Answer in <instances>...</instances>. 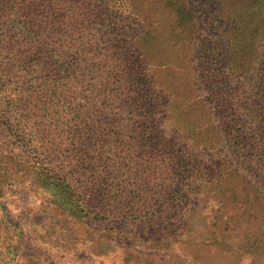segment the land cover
I'll return each mask as SVG.
<instances>
[{
  "label": "rangeland",
  "instance_id": "rangeland-1",
  "mask_svg": "<svg viewBox=\"0 0 264 264\" xmlns=\"http://www.w3.org/2000/svg\"><path fill=\"white\" fill-rule=\"evenodd\" d=\"M36 2L25 64L10 68L0 33V264H264V153L231 138L218 167L196 137L214 129L198 97L209 69L239 107L264 101L248 73L264 67V0ZM101 39L122 65L93 89L84 68ZM137 48L155 109L125 84ZM49 55L59 70L35 73Z\"/></svg>",
  "mask_w": 264,
  "mask_h": 264
},
{
  "label": "trees",
  "instance_id": "trees-1",
  "mask_svg": "<svg viewBox=\"0 0 264 264\" xmlns=\"http://www.w3.org/2000/svg\"><path fill=\"white\" fill-rule=\"evenodd\" d=\"M57 0H50V10L53 11L58 4L56 3ZM60 1H58L59 3ZM0 11H1V18L6 22H0V29L7 26V33H10L9 39V55L10 58L8 59L10 62V68H14L16 65L21 66L20 63L25 64L26 59L29 56H25L24 53H17L16 48H19V42L22 41V34L24 28H26L30 24V20L33 16L38 15V11L41 8L39 2L36 0H0ZM91 18V17H90ZM69 17V21H70ZM82 21V20H81ZM109 25H112L110 22ZM52 26V24H50ZM113 26V25H112ZM3 32V29L0 30V33ZM93 38L95 36H92ZM45 40L38 41V43H44ZM100 43L104 46V52L101 54L102 48L94 49L93 53L95 52L98 58V62L94 63L91 62L90 65L85 66L88 68H84V71L91 77L93 80V89L94 84L96 83L99 87L101 85L97 83V81L102 80V84L105 85L107 82V76L111 73L113 68H118L122 65L121 57L122 54L116 53H108V51L113 49L114 40H106ZM80 45V41L76 42V48ZM45 46V45H42ZM99 48V47H97ZM93 53H89L91 56ZM136 58L133 60V56H131L126 62L123 63L124 67L127 68L126 72H134V78L132 76H127L125 84L128 85V91L133 93V104L135 107H139L140 109L145 108V110L155 109L154 100H153V85L152 82L147 76V69H145L144 58L142 57L141 53L138 51V48L134 51ZM60 58V56H58ZM58 57L53 58L52 55H49L46 59V62L43 65H39L38 67L41 70H36L35 73L44 72L47 76H53L57 70L60 68V61ZM88 57V58H86ZM85 57V61L88 62L89 56ZM102 59L105 62L103 65ZM93 60V59H92ZM91 60V61H92ZM110 61V64L107 62ZM222 62L224 63V68L228 69V66L231 65L230 57L225 55L222 56ZM116 65V66H114ZM78 63L76 68L79 69ZM20 68V67H19ZM90 68V69H89ZM24 71V75L21 76V81H24L30 74L31 71L29 69H22L21 72ZM81 75H83L82 70ZM34 73V72H33ZM210 73V69L207 71V75L205 76V80L202 79V82L205 84L203 90L199 92V100L200 104L202 105V109L204 112V117H206L204 121V125H211L214 129H208L203 133H196V137H199V141H201L205 145H209L211 151L216 152L218 157H221L218 161V167L229 168L231 164L229 162L230 155L223 154V151L227 152V150L232 149L230 139L231 138H247L249 137L250 140L253 142L251 146L257 145V150L264 153V101H259L256 104L249 103L251 97L245 98L246 102L245 105L239 107L234 101L236 97L233 92L223 93L220 89L216 88L211 89L212 85L215 82H212L213 76ZM251 76H249V81L255 80V82L262 83L264 80V67L260 68L255 73H251L250 70L248 72ZM96 75L97 77H95ZM255 77V78H254ZM215 80L217 76L214 77ZM136 79V82H135ZM223 84L224 82L221 81ZM229 83V81H227ZM26 85V82L21 83L20 90L24 91L27 90L23 88ZM52 87V86H50ZM261 91L264 90V84L261 86L259 85L252 90ZM124 97V94L120 95ZM123 101V100H121ZM208 117V118H207ZM239 125V128L242 130L239 132H234L232 130V124ZM234 147V146H233ZM238 145L234 147V151H231V159L232 154L234 158V153L237 151ZM217 166V165H216Z\"/></svg>",
  "mask_w": 264,
  "mask_h": 264
}]
</instances>
